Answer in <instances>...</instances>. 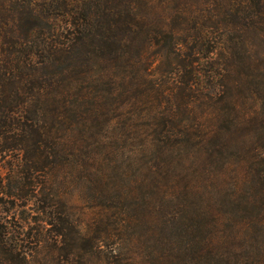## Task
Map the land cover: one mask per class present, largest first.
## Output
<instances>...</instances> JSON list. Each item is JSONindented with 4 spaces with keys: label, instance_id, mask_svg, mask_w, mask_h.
<instances>
[{
    "label": "trees",
    "instance_id": "16d2710c",
    "mask_svg": "<svg viewBox=\"0 0 264 264\" xmlns=\"http://www.w3.org/2000/svg\"><path fill=\"white\" fill-rule=\"evenodd\" d=\"M171 13L189 40L166 29ZM162 33L172 52L190 42L182 92L214 113L142 139L164 176L125 178L115 232L82 231L56 187L104 183L99 128ZM0 163V264H264V0H0ZM168 193L175 213L155 215L150 198Z\"/></svg>",
    "mask_w": 264,
    "mask_h": 264
},
{
    "label": "rangeland",
    "instance_id": "374dc122",
    "mask_svg": "<svg viewBox=\"0 0 264 264\" xmlns=\"http://www.w3.org/2000/svg\"><path fill=\"white\" fill-rule=\"evenodd\" d=\"M167 7L169 8L170 5ZM171 9L172 13H174V10L176 12L173 6ZM172 13L166 21V29H171L176 33L177 36L175 38L179 43L186 39L189 40L190 38L187 35L193 32L192 27L186 24L189 18L174 19L175 14ZM163 33L160 34L159 41L161 42L159 44L152 41L146 54L148 58L146 64L128 66L132 69V73L129 75L131 85L128 84L130 91L126 90V94L123 97L110 102L113 108L120 110L117 111V117L114 115L108 125L99 128L101 129L99 133L101 140L99 143L114 154V157L108 159L102 155L103 163L109 164L111 168L113 167L112 171L110 170L108 174L106 172V175L102 177L104 183H100L99 186L91 181H82L80 178L73 180L71 186L66 184L65 187L61 185H59L61 187H56L57 193L62 196L67 195L71 213L74 219L78 221L82 231L101 229L100 224H104L103 228L115 232L120 219L123 220V218L117 217L115 203L118 201L119 194L117 193L122 190L121 186L125 185L122 182L125 178L132 179L137 175L144 180H150L155 175L154 179L160 180L164 176L163 172H158L157 170L159 164L154 155L147 157L141 155L140 144L142 139L147 141V143H152L153 139L150 135L156 134V132L162 133L170 130L178 133L183 132V130L190 131L196 126L199 130L207 128V125L199 119L212 116L214 113L204 97L201 98L195 94L188 98V95L182 92L183 81L177 71L182 69V64L192 60V57L189 56L190 42L187 46L181 45L179 50L172 52L162 46L164 45ZM205 57L202 54L200 62H195L194 65H206ZM140 75L144 77L141 80L139 78ZM157 85L163 91V98L158 99L154 94V89L157 88ZM143 90L149 91L146 98L139 96ZM212 102L215 103L213 100ZM169 117L174 120H170ZM163 118H166L165 121ZM164 124L167 128H164ZM154 152L157 155V152ZM100 153L104 152L101 151ZM4 166L6 165L0 163V175H5L7 172V168ZM114 166L117 168L116 170ZM68 179L70 180V178ZM80 182L81 184H79ZM84 183L90 191L87 192L83 189ZM178 194L174 193L173 196L172 193H168L167 196L163 195L164 197L159 194L155 197L152 196L150 198V206L155 208V215H162L161 211H165L164 213L166 214L164 204L172 206L168 210L169 213H175L176 208L173 205L179 203L180 195ZM148 196L151 195L146 194V197ZM34 209L35 207L30 205L29 211L32 213L31 215H34ZM177 215L180 217V214ZM207 215L209 216V213ZM16 226L19 225L16 223ZM24 226L28 227L26 224ZM177 230L178 228H175L172 231L175 238L179 235ZM113 239L115 241L121 240L117 236H114ZM179 239L180 237L177 238V240ZM111 241L112 239L105 241V243L110 244ZM130 263V258L120 262V264ZM92 264L96 263L93 262Z\"/></svg>",
    "mask_w": 264,
    "mask_h": 264
}]
</instances>
